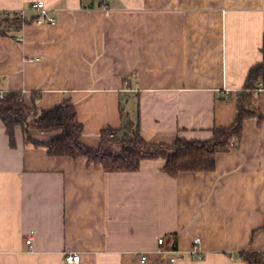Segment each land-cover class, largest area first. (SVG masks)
Segmentation results:
<instances>
[{"label":"crops","instance_id":"1","mask_svg":"<svg viewBox=\"0 0 264 264\" xmlns=\"http://www.w3.org/2000/svg\"><path fill=\"white\" fill-rule=\"evenodd\" d=\"M37 1L0 0V11L27 9L0 34V92L30 104L38 91L42 109L70 98L95 148L103 128L121 126V105L149 141L210 139L235 121L236 94L263 57L264 0H43L55 23L42 24ZM16 140L0 118V264H246L238 252H264V118L245 121L214 169L176 177L163 159L106 171L25 145L21 127ZM172 235L175 262L159 244Z\"/></svg>","mask_w":264,"mask_h":264},{"label":"trees","instance_id":"2","mask_svg":"<svg viewBox=\"0 0 264 264\" xmlns=\"http://www.w3.org/2000/svg\"><path fill=\"white\" fill-rule=\"evenodd\" d=\"M94 6V0L85 4V7ZM26 21L27 18L16 13L0 16V34L8 35L15 26ZM261 51L262 60L249 68L244 86L236 94L235 121L226 127H214L213 136L207 140L178 137L169 143L149 141L143 136L140 124L121 105V126L103 128L99 146L91 147L81 139L83 123L74 102L66 98L53 108L42 109L37 105L38 91L32 93L30 104L20 91L0 92V118L13 148L17 146L16 128L21 127L25 145L42 147L52 156H83L89 162L101 164L106 171H136L143 160L151 159H163V170L173 177L186 171H209L215 168L218 153L239 147L247 119L257 118L261 123L264 118L258 104L259 83L264 79V41ZM31 130L53 135L39 141L33 138ZM161 246L166 250L177 249V236L167 237ZM238 253L246 264H264L263 251L242 250Z\"/></svg>","mask_w":264,"mask_h":264},{"label":"built area","instance_id":"3","mask_svg":"<svg viewBox=\"0 0 264 264\" xmlns=\"http://www.w3.org/2000/svg\"><path fill=\"white\" fill-rule=\"evenodd\" d=\"M31 10L34 11L36 13V16L33 18V21L38 23V24H42L45 21L51 22V23H55V18L50 15L49 13V8L46 6L45 2L43 0H39L35 3L32 4L31 6ZM9 13H16L17 15H19L22 18H27V9H18V10H4V11H0V16L4 17L7 16ZM262 83H259V89L258 92L262 89ZM33 236L29 235L27 238V243L31 244L33 241ZM167 237L166 236H162L159 238V244L163 245L166 242ZM163 252H171L172 256L170 258L171 262H175L178 259V256L175 254V250L171 249V250H166V249H162ZM198 250L194 249L193 253H197ZM66 260L69 263H73V262H77L79 260V254H68L66 256ZM143 260H146V256H143Z\"/></svg>","mask_w":264,"mask_h":264},{"label":"rangeland","instance_id":"4","mask_svg":"<svg viewBox=\"0 0 264 264\" xmlns=\"http://www.w3.org/2000/svg\"><path fill=\"white\" fill-rule=\"evenodd\" d=\"M127 107V106H126ZM127 111V110H126Z\"/></svg>","mask_w":264,"mask_h":264}]
</instances>
